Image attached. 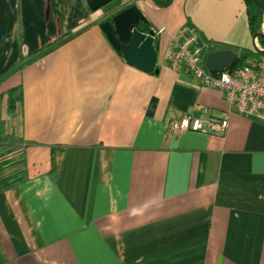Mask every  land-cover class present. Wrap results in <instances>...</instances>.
<instances>
[{
	"label": "crops",
	"instance_id": "obj_1",
	"mask_svg": "<svg viewBox=\"0 0 264 264\" xmlns=\"http://www.w3.org/2000/svg\"><path fill=\"white\" fill-rule=\"evenodd\" d=\"M125 2L0 0L1 119L32 143L0 156V264H264V121L232 114L222 137H174L170 122L227 106L163 61L187 26L204 59L259 57L245 1L132 3L155 33L158 74L127 64L101 29Z\"/></svg>",
	"mask_w": 264,
	"mask_h": 264
},
{
	"label": "built area",
	"instance_id": "obj_2",
	"mask_svg": "<svg viewBox=\"0 0 264 264\" xmlns=\"http://www.w3.org/2000/svg\"><path fill=\"white\" fill-rule=\"evenodd\" d=\"M126 5L136 0H125ZM160 29L158 33H162ZM203 46L196 31L187 26L172 34L164 52L163 61L175 72L186 70L203 87L217 89L227 106L220 116L203 107L199 114H186L169 124V132L178 137L186 132L208 136H224L232 114L264 121V54L249 63L214 74L207 70Z\"/></svg>",
	"mask_w": 264,
	"mask_h": 264
},
{
	"label": "water",
	"instance_id": "obj_3",
	"mask_svg": "<svg viewBox=\"0 0 264 264\" xmlns=\"http://www.w3.org/2000/svg\"><path fill=\"white\" fill-rule=\"evenodd\" d=\"M116 0H88L92 11H97ZM256 3L264 12V5L256 0ZM143 24L149 25L141 10L132 5L114 15L110 20L101 24V29L113 48L121 53L127 64L146 73H159L158 49L154 31L146 33ZM264 37L263 32L253 35L254 42L257 38ZM255 50L264 54L254 43ZM236 53L230 50L210 53L205 59V65L209 72L220 74L231 70L238 61Z\"/></svg>",
	"mask_w": 264,
	"mask_h": 264
},
{
	"label": "trees",
	"instance_id": "obj_4",
	"mask_svg": "<svg viewBox=\"0 0 264 264\" xmlns=\"http://www.w3.org/2000/svg\"><path fill=\"white\" fill-rule=\"evenodd\" d=\"M153 1L157 6L161 8L169 7L173 2V0H153ZM244 1L247 7L246 12H247V18L251 32L253 34H255L256 32H260L262 30V26L264 22L263 10L256 3V0H244ZM257 1H260L264 5V0H257ZM132 5L133 4H131L130 6ZM115 14H112L109 17H107L102 23H104L107 20H110ZM259 44L260 47L264 49V37L259 38ZM53 47L55 46L52 45L45 51H42L40 54L33 55V57H30L29 59L22 61L17 65V69L18 70L23 69L29 63L34 61L38 56L42 55L44 52L52 49ZM243 64H244V59L239 58L235 67ZM6 96H7V113L10 118H14L17 116V107L19 104H21L23 99L22 88L21 87L13 88L7 92ZM2 100L3 97L0 96V112H1ZM5 126H6V122L1 119V113H0V156L2 157V162L4 164H6L7 160L11 155L18 152H23L28 146L32 144L14 134H7ZM17 184L18 183L16 182L5 184L3 190L9 189Z\"/></svg>",
	"mask_w": 264,
	"mask_h": 264
}]
</instances>
